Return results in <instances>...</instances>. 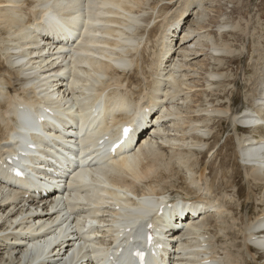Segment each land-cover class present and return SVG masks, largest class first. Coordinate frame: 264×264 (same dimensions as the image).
<instances>
[{"label": "bare ground", "instance_id": "bare-ground-1", "mask_svg": "<svg viewBox=\"0 0 264 264\" xmlns=\"http://www.w3.org/2000/svg\"><path fill=\"white\" fill-rule=\"evenodd\" d=\"M217 1L209 0L207 4V0H182L169 15V5L163 4L166 0H0V34L5 36L0 35V42L5 61L21 76L19 80L24 81L21 94L32 91L29 98L21 97L19 91L9 92L12 74L6 70L10 77L0 76V156L13 154L11 149L19 146L16 138H8L11 130L19 129L18 133L29 132L41 149L25 151L28 156L19 157L14 162L16 166L27 160L38 163L54 156L61 159L67 156L78 158L76 163L84 172L92 171L89 169L94 164L98 169L114 172L109 178H101L106 199L94 206L75 201L71 192L52 200L39 199L29 188V178H18L3 171L6 162L1 160L0 264H91V261L98 262L99 253L110 251L108 256L116 258L123 246L119 243L128 240V234L120 231L133 226L128 220L150 199L163 204L172 194L181 201L210 208V211L191 208L196 215L202 212V217L198 222L192 220L187 229L184 227L187 231L181 233V238L174 235L180 241L179 250L185 245L194 249L206 246L207 256L201 264H263L259 254L264 259V238L260 236L264 234V222L257 223L258 217L250 219V210L245 215L240 213L243 210H238L251 202L264 205V146L245 149V143L252 137H264V118L261 119L264 115V23L258 17L255 29L253 13L249 19L243 16L236 22L226 14L219 17L215 35L210 30V6ZM40 2L47 4L41 6ZM85 4L98 11L95 19H85L80 9ZM50 9L59 21L52 18L48 23L50 15L43 11ZM31 17L34 24L28 25ZM77 24L82 27L73 33L71 29L78 27ZM63 30H70V41L57 39ZM146 33L153 38L152 47L149 39H145ZM225 36L235 40H225ZM51 40H60L52 55L53 44L48 43ZM241 40L253 44V51L250 52V44H242ZM86 41L93 50H83ZM73 49L80 58L75 57L71 65ZM144 52H148L147 57L152 53L148 70L138 58ZM204 53L209 59L197 61ZM86 54L91 57L84 58ZM247 56L253 65V74L242 80L252 93L247 92L243 99L260 112V117L247 110L237 112L231 98L227 103L221 102L227 96V89L231 91V84L237 85V78L229 71L236 61L229 59L242 60ZM57 66L49 76L42 73L46 67L51 70ZM71 71L74 76L70 82ZM93 87L106 94V101L120 108L126 102L127 113L113 115L108 113L110 106H101L97 107L98 113L91 111L87 117L75 119L80 102L91 101ZM40 97L57 105L55 117L44 115L39 129L27 130L22 122L24 113L14 112L13 108L19 104L30 105L28 102L36 105ZM134 109L145 113L143 119L149 111L155 112L149 136L134 144L130 137L112 154L103 153L96 146L92 150L86 148L89 138L106 125L119 129L133 125L129 110ZM222 119L230 121L231 132L236 135L235 162L247 153L246 160L242 157L244 164L240 168L237 164L228 168L227 162L224 166L228 169L219 168L218 159L223 152L219 147L221 133L216 132V126ZM52 120L63 123L64 127L59 128ZM247 123L253 126L260 123L263 128L244 129ZM40 130L42 133L36 134ZM62 163L65 170L74 165L66 160ZM37 169L38 165L33 164L28 171L34 176ZM210 171H215L214 177ZM240 172L248 186L244 203L241 189L234 184ZM231 181L230 191H221L215 185ZM61 186L71 184L66 182ZM257 191L262 195L258 197ZM93 207H96L94 215H86ZM54 211H58L56 217L50 214ZM163 212L154 222L165 229L168 210ZM60 222L61 226H56ZM175 226L180 229L182 225ZM167 230L169 233L170 229ZM156 240L163 249L157 251L158 258L162 253L160 263L166 264L168 237L161 233ZM111 242L119 246L113 247ZM201 252L200 255H205L203 249ZM194 256L195 250L182 251L179 264H191Z\"/></svg>", "mask_w": 264, "mask_h": 264}, {"label": "rangeland", "instance_id": "rangeland-1", "mask_svg": "<svg viewBox=\"0 0 264 264\" xmlns=\"http://www.w3.org/2000/svg\"><path fill=\"white\" fill-rule=\"evenodd\" d=\"M181 1L182 0H176L173 3V2H170L169 0H166V2H163V4L169 5V10L167 11L168 14L170 13L169 15L173 14L172 12L175 11V9L179 5V2H181ZM208 3H209V0H207V4ZM220 3H221V5H220ZM210 7H211L210 9L212 10V13H210V18H211L210 30H212V32L215 35H217V33L214 32V31H218L217 24H218L219 21H221L219 17H225L226 14L229 15L230 18L236 22V21H239L240 20V17H243V16H244L245 19H249L250 13L251 14L253 13V27L255 29H257L256 26L258 27V25H256L258 23V17H260L262 19V22L264 23V0H218L217 2L213 3V5H211ZM214 9H215V11H214ZM212 17H213V19H212ZM162 18L160 20H163ZM0 35H2V34H0ZM3 37H5V36L2 35V38ZM147 38L150 41V43H149L150 47H152L153 44H154V43H151V41H153V38L150 37L146 33L145 34V39H147ZM229 38H230V41L231 42L235 40V37H232L231 38V37L225 36V40L226 39L228 40ZM241 42H242V44H245V45L246 44L247 45L248 44L251 45V43L249 41L247 42V40L246 41H244V40L242 41L241 40ZM8 45H10V44H8ZM236 45H238V44H236ZM178 46L179 45H177V47ZM251 48H253V44L250 47V52L253 51ZM0 49H1L0 50V55L2 54V56H0V76L3 77V75H5L6 77L9 78V75L5 73L6 70H8L10 72V74H12V76H11V85H9L10 90L12 92H14V90L21 92V88L23 86V82L24 81L23 80H19L20 78H18V76L16 74V71L13 72L11 70V68L7 65V63L5 61V57H4L5 56V51H4L3 47L1 46V42H0ZM207 52L208 51H206L205 53H207ZM250 52L248 51L249 54H250ZM147 53L144 52V54L142 56H138V58H140V60H141V64H144L145 63V65H143V66L146 69L148 68V65L151 62V56H152V53H151V54H149V57H147V55H145ZM205 53L203 54L202 57L197 58V61H198V59L199 60L209 59V57H207L206 56L207 54H205ZM144 56H146L147 58H145ZM248 57L249 56H247V58H243L242 60H240L238 58L229 59V60L236 61V63H234L231 66V69H229V71H231L235 75V80L237 78V80H236L237 81V85L231 84L232 85L231 86V91H230L229 88L227 89V91H226L227 96L224 97V98H222L221 99V102L223 101L224 103H227V99L228 98H231L233 100L234 104H235L234 105V108L237 110V112L242 111V110H247V109L254 110L247 103H245V101L243 99L245 97L246 93L248 92L249 88L248 89L245 88L246 87V82L243 81L242 78L245 77V78L248 79V77L251 74H253V70L251 69L253 67V65H252V63H250L251 62L250 61L251 60L250 57L249 58ZM142 58H144V59H142ZM228 63L229 62H227V66H228ZM244 63H245V65H244ZM59 68H60V66H59ZM57 69H58V66L55 69H51V70L48 67H46L43 71H47L48 70V71H50V73H53V71H55ZM238 69H239V71H238ZM243 72H244V74H243ZM237 75H239V76L237 77ZM229 92H231V94ZM248 93L251 94L252 92H248ZM229 124H230V121L229 120L222 119V120H220L219 123H217V126H216V129H217L216 132L219 130L220 133H221L220 136H219L220 137L219 138L220 139V141H219V144H220L219 147H222L221 152H223V153H221V157L218 159V162L221 165V167H219V168L220 169L223 168L224 170L228 169L229 166H232V168H233V166L234 167H237L236 164L239 165V168H240V164H241L240 161H238V159H237L238 162L237 163L235 162V160H236L235 159V156H234L235 153H233V152H234V150L236 151V149L238 148V144H236L237 143V139L235 137L236 135L233 132H231L232 129L229 126ZM262 130H264V129H262ZM245 132H248V131H245ZM226 162H227L228 168H227V166H224L226 164ZM210 164H214L215 165L216 163L215 162H211ZM214 170L216 171L217 168H214ZM215 171H213V172L210 171L211 172V175L213 174L212 177H214V172ZM184 174H185V172H184ZM243 177H244V175H242V172H240V174H237L236 175V180L234 181V184H238L237 187L241 189L242 203H244V201H245V198L247 196V190H248V186H247L246 182L244 181ZM215 185L221 191H225V190L230 191V190L233 189V188L230 187V186L233 185L232 181L229 182V183H227V184H225V185H220L217 182ZM260 195H262V193L260 191H257V196L259 197ZM262 205L263 204H260V206L257 205L256 203H253L252 204V202L251 203H247L245 207L242 205V208L239 209L238 212H240L241 210H243V212H240V213H243L241 215H245L244 213H246V211L250 210V212H249V218L253 220V219L257 218V217H260V214L261 215L263 214V212H264V205L263 206ZM256 206H259V208L256 209L255 208ZM239 224L236 223V225H238V226H239ZM238 230L236 232H238ZM259 255H260V261L263 262V264H264L263 255L262 254H259Z\"/></svg>", "mask_w": 264, "mask_h": 264}, {"label": "snow or ice", "instance_id": "snow-or-ice-1", "mask_svg": "<svg viewBox=\"0 0 264 264\" xmlns=\"http://www.w3.org/2000/svg\"><path fill=\"white\" fill-rule=\"evenodd\" d=\"M128 131H130V129H125V134H127Z\"/></svg>", "mask_w": 264, "mask_h": 264}]
</instances>
